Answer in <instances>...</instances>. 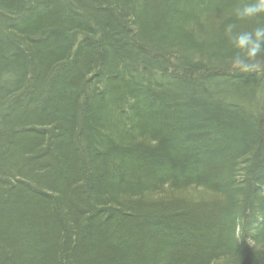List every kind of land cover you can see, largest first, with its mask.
<instances>
[{"label":"trees","instance_id":"16d2710c","mask_svg":"<svg viewBox=\"0 0 264 264\" xmlns=\"http://www.w3.org/2000/svg\"><path fill=\"white\" fill-rule=\"evenodd\" d=\"M244 2L0 0V264H264Z\"/></svg>","mask_w":264,"mask_h":264},{"label":"clouds","instance_id":"9594fccd","mask_svg":"<svg viewBox=\"0 0 264 264\" xmlns=\"http://www.w3.org/2000/svg\"><path fill=\"white\" fill-rule=\"evenodd\" d=\"M234 15L238 21L264 15V0H245L235 8ZM224 36L236 50L228 58L233 69L247 73L264 62V24H258L251 30H241L236 23H228L224 27Z\"/></svg>","mask_w":264,"mask_h":264}]
</instances>
